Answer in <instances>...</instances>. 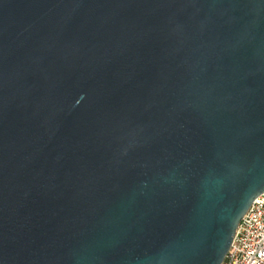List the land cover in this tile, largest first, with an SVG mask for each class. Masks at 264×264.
I'll return each instance as SVG.
<instances>
[{"label": "water", "instance_id": "1", "mask_svg": "<svg viewBox=\"0 0 264 264\" xmlns=\"http://www.w3.org/2000/svg\"><path fill=\"white\" fill-rule=\"evenodd\" d=\"M264 193V0H0V264H221Z\"/></svg>", "mask_w": 264, "mask_h": 264}, {"label": "built area", "instance_id": "2", "mask_svg": "<svg viewBox=\"0 0 264 264\" xmlns=\"http://www.w3.org/2000/svg\"><path fill=\"white\" fill-rule=\"evenodd\" d=\"M221 264H264V193L241 217Z\"/></svg>", "mask_w": 264, "mask_h": 264}]
</instances>
